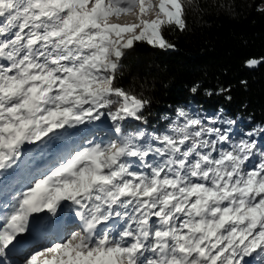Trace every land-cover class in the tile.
<instances>
[{
  "label": "snow or ice",
  "instance_id": "obj_1",
  "mask_svg": "<svg viewBox=\"0 0 264 264\" xmlns=\"http://www.w3.org/2000/svg\"><path fill=\"white\" fill-rule=\"evenodd\" d=\"M198 7L0 0V170L24 163L26 145L43 153L73 129L111 121L0 204V264H264V126L245 131L224 108L181 106L149 131L150 102L116 86L135 42L174 48L163 29L186 31L187 9ZM121 16L137 22H114Z\"/></svg>",
  "mask_w": 264,
  "mask_h": 264
},
{
  "label": "trees",
  "instance_id": "obj_2",
  "mask_svg": "<svg viewBox=\"0 0 264 264\" xmlns=\"http://www.w3.org/2000/svg\"><path fill=\"white\" fill-rule=\"evenodd\" d=\"M197 3L198 8L187 9L186 31L163 29L164 37L174 48L159 49L146 42H135L126 51L116 86L150 102L146 110L149 123L142 125L149 131L153 126L157 132L163 130L169 120L175 119L176 109L181 106L202 108L206 114L224 108L233 117L241 116L245 131L255 125L264 126V12L257 11V7H264V0H197ZM250 59L263 63L250 71L246 67ZM196 84L200 87L193 95L190 90ZM221 88L230 91L215 94ZM206 91L214 94L207 96ZM164 116L168 120L161 119ZM103 124V128L97 122L98 126L71 130L70 139L61 141L62 150L80 147V141L91 137L90 131L95 133V140L101 139L111 121L105 118ZM53 146L49 145L43 153L35 149L28 154L24 167L20 165L16 173L18 181L25 184L18 185L16 191L26 190L35 175L34 161L46 164L53 159ZM30 157L35 159L29 161ZM3 199L1 194L0 200Z\"/></svg>",
  "mask_w": 264,
  "mask_h": 264
},
{
  "label": "rangeland",
  "instance_id": "obj_3",
  "mask_svg": "<svg viewBox=\"0 0 264 264\" xmlns=\"http://www.w3.org/2000/svg\"><path fill=\"white\" fill-rule=\"evenodd\" d=\"M145 18L146 19H154L155 18V12L153 11V12L149 13V15L146 16ZM114 22L123 24V23H133V22H137V21H136V18L134 16H121L118 19L114 18ZM103 126H104V124L101 125V128H103ZM81 127H83V126H81ZM97 132L100 134L102 132V129L97 130ZM89 134H91L90 135L91 137L95 136V133H91V131L89 132ZM258 142H259V139H258ZM51 145H54L52 147V149L54 150V156L57 155L58 153L64 151L65 149H68V148H64L62 150L63 144L61 143V141H59L58 143L54 142ZM35 149H36L35 145H26L25 146V156L22 157V160L25 162L28 158V154L32 153V151ZM40 153H41V151H40ZM47 161H49V159ZM47 163L45 164L43 161H39V162L34 161L33 167L34 168H36V167L44 168L47 165ZM18 164H19L18 168H20V165L22 166V168L24 167V163L22 164V163L18 162ZM18 168L8 169L7 172H5L4 170H0V195L1 194L4 195V199L0 200V203L11 201L12 197L14 195L18 194V192L20 191V190L16 191V187H18V185L24 186L25 181H23V180L18 181V179L16 177V175H17L16 173H17ZM67 219H68L67 212L65 211L64 213H61V220L63 221V220H67ZM46 230L47 229L42 228L41 232H44ZM13 258L19 259L18 256H14Z\"/></svg>",
  "mask_w": 264,
  "mask_h": 264
},
{
  "label": "water",
  "instance_id": "obj_4",
  "mask_svg": "<svg viewBox=\"0 0 264 264\" xmlns=\"http://www.w3.org/2000/svg\"><path fill=\"white\" fill-rule=\"evenodd\" d=\"M260 61H262V60H260ZM263 63V61L257 66V67H255V68H248L247 66V69H249L250 71H255V70H257L259 67H260V65Z\"/></svg>",
  "mask_w": 264,
  "mask_h": 264
}]
</instances>
